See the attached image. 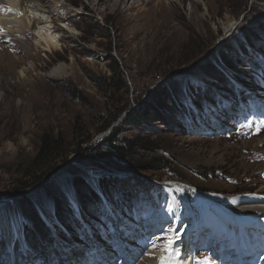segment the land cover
<instances>
[{"label":"rangeland","instance_id":"obj_1","mask_svg":"<svg viewBox=\"0 0 264 264\" xmlns=\"http://www.w3.org/2000/svg\"><path fill=\"white\" fill-rule=\"evenodd\" d=\"M67 1L73 12L49 14L59 50L29 49L27 37L19 43L28 56L16 53L6 60L0 54V201L11 203L9 216L14 220V213L25 232L21 237L16 229L11 245L0 232V264H98V251L110 257L126 252L120 258L125 262L150 264L156 259L144 251L156 239L170 237L184 252L181 264L187 259L192 264L194 254L198 264L207 257L201 253L226 241L199 224L198 214L205 219L221 208L232 213L235 200L261 204L256 200L264 199V0ZM232 24L233 32L227 33ZM252 37L260 45L247 42ZM117 67L121 75L113 73ZM196 76L204 79L197 82ZM122 82L126 88L121 90ZM159 87L169 97L161 117L150 114L146 124L126 125V115L149 103ZM224 107V115L239 119L232 123L237 130L210 120L212 113L223 116L219 111ZM116 136V146L131 143L126 156L104 145ZM44 137L52 141L50 147L60 142L61 152L47 168L35 163ZM50 147L48 161L58 156ZM78 180L94 190L99 218L79 215L81 200L92 201L75 187ZM105 181L122 212L101 198ZM145 181L160 187L149 200L142 194ZM182 191L196 216L184 246L181 234L192 215ZM173 196L182 202L176 229L180 209ZM165 206L166 218L171 209L169 226L162 221ZM31 220L44 225L47 234L34 231ZM71 223L86 236L84 242L71 233ZM96 223H101L99 230L93 229ZM149 224L156 229L154 237ZM259 244L244 239L239 249L225 242L218 264H225L229 248V258L241 251L244 260L264 264ZM83 248L93 253L81 261Z\"/></svg>","mask_w":264,"mask_h":264},{"label":"bare ground","instance_id":"obj_2","mask_svg":"<svg viewBox=\"0 0 264 264\" xmlns=\"http://www.w3.org/2000/svg\"><path fill=\"white\" fill-rule=\"evenodd\" d=\"M67 2H68L67 0H0V9H8V8L12 9L11 12H8L6 10L0 11V54L5 53L7 57L4 58L6 60L12 57V54H16V53H21L22 56L20 58H22L24 54L28 56L30 52L23 51L21 43H19L21 38H27V37L29 38L28 39L29 42L26 43L28 44L29 49L32 48L33 46L34 47L37 46L38 48H41L40 49L41 51L45 53L47 52L49 54H51V51L59 50L60 42H59V38L57 37L58 34L55 33L56 30L54 31V26L52 24L54 17L52 18L49 14L52 11L54 12L56 11L57 13H59V15H62L63 12L65 14H70V12H73L74 9H71L70 6H68ZM233 26L234 24L229 26V30L227 31V33L233 32L232 31L234 30ZM69 30L70 29H68V31ZM8 38L11 39L7 40ZM13 39H15L18 44H14ZM31 40L32 43L30 42ZM4 44H7L8 48L4 47ZM12 45L15 46L16 51L10 48V46ZM62 72L63 71L61 70L59 74H61ZM23 74L24 72L23 70H21L19 76L22 77ZM50 75L52 76V73ZM196 79L197 82H199L204 78L202 79L196 76ZM207 110L208 108L206 109V111ZM220 118L221 117L217 119L218 122L215 121L216 125L218 126L230 125V121L228 119H225L224 121L221 122L222 118L221 119ZM144 185L145 186L143 187V189H146L145 192L142 193L144 195V198H150L158 191V185L155 182L145 181ZM176 188H178L179 190V187ZM9 204L11 203H5L0 201V232L2 236H4V238H6L8 241H12L14 232H16V229L19 231L21 224L20 225L18 224V222L15 219V214L13 212L12 213L14 220H12L11 216H9V212L7 211L8 208L7 206ZM229 207H230V211H232L233 214L227 216L228 217L227 223L232 226L238 224V218L240 217L242 218L251 217L253 218V220L250 223H254V224H258L259 221L257 220V218H261L264 221V204L262 203L261 204H258V202L246 203L244 200L243 201L235 200L230 204ZM243 211H246V213L241 214V212ZM191 215L193 216L192 220L195 221L196 216L192 211H191ZM174 228H176V226ZM189 236L190 235H188L183 239L182 241L183 246L188 241ZM174 243H176L177 245L180 244L177 243L176 241H174ZM174 243H173V248H175ZM155 244L158 246V248L163 246V243L159 244L157 242ZM179 248L181 247L179 246ZM159 253L160 254H158L156 257H159L162 254L160 251ZM150 264H157V261L156 260L150 261ZM184 264H188V263H184Z\"/></svg>","mask_w":264,"mask_h":264},{"label":"trees","instance_id":"obj_3","mask_svg":"<svg viewBox=\"0 0 264 264\" xmlns=\"http://www.w3.org/2000/svg\"><path fill=\"white\" fill-rule=\"evenodd\" d=\"M247 42H250V43H253L255 45V47H257V45H260L259 43V40H256L252 37V39L250 40L249 38L247 39ZM117 66V64H116ZM115 71H118L119 75H121V72L119 71L118 67L113 71V73H115ZM119 75L117 74V76L119 77ZM109 82L112 81V78H110L108 80ZM121 90L122 89H125L126 86H125V82L121 84V86L119 87ZM156 91V93H155ZM154 93H153V98L152 100L145 104L144 106H140L138 109L132 111L131 113L127 114L125 119H124V123L128 126H138V124L140 125H143V124H146V121L149 119L150 114H154L156 117L160 118L161 117V109L167 105L168 103V94H167V89H165L164 87H159L158 90H155ZM125 112V111H124ZM117 137H109L107 138L105 141H104V145L105 146H108V147H111L114 152L119 155V156H126V153H129L131 151V143L130 142H125L123 141V145L121 146H116V144L118 143L117 141ZM52 141L49 140L48 138H43V140L41 141V147H40V151H39V154H38V157H37V160L35 161L36 164H42V168H47L51 165H55L56 164V161L59 159L60 157V154L61 152H58V149H60V142H56L54 141L52 147H50ZM51 148V151L55 152V153H58L56 155L58 156H54L51 158V160L49 159L48 161V157H49V154L47 153V149L48 148ZM50 158V157H49ZM47 160V162H46ZM56 168V167H55ZM54 166L50 167V170L53 171L54 169ZM150 169H154L152 166H148L146 168V170H150ZM41 177H39L37 179V182L34 184H38L40 183ZM104 184L106 183L103 182ZM102 183V184H103ZM113 185V184H112ZM31 186V185H29ZM102 186V185H101ZM106 186V184H105ZM105 186H103L102 188L104 189H101L102 191V195L111 200V192L109 193V186L107 185L106 186V189H105ZM75 187L80 190L83 194L84 193H87V195H92V192H90L89 188L86 186V184L84 185V183L80 180H78L77 182H75ZM92 197V196H91ZM82 211L85 212V211H89L90 213H92L94 216L98 214V205H96L95 207H93L92 209H90V206L89 204L87 203V200H83L82 201ZM29 216V215H28ZM32 224L35 228H38V229H41L42 228L40 227V225H36L35 222L36 220H32ZM44 232V230H42Z\"/></svg>","mask_w":264,"mask_h":264},{"label":"snow or ice","instance_id":"obj_4","mask_svg":"<svg viewBox=\"0 0 264 264\" xmlns=\"http://www.w3.org/2000/svg\"><path fill=\"white\" fill-rule=\"evenodd\" d=\"M8 11L11 12L12 9H0V11ZM176 239H179V236L176 237ZM173 240L171 238H166L165 242L163 243V246L158 249V246L156 244H152L150 250H145L143 255H145L148 259H156L157 264H181L179 257L180 253L178 250H174L173 248ZM159 250L162 254L159 257H155L153 255V252ZM208 258L205 257L200 262V264H207Z\"/></svg>","mask_w":264,"mask_h":264},{"label":"water","instance_id":"obj_5","mask_svg":"<svg viewBox=\"0 0 264 264\" xmlns=\"http://www.w3.org/2000/svg\"><path fill=\"white\" fill-rule=\"evenodd\" d=\"M124 116H125V115H124ZM6 201H8V200H5V201H4V200H2V202H6Z\"/></svg>","mask_w":264,"mask_h":264}]
</instances>
